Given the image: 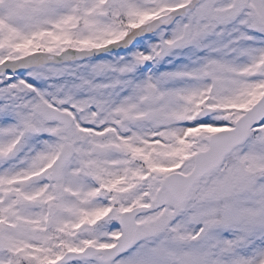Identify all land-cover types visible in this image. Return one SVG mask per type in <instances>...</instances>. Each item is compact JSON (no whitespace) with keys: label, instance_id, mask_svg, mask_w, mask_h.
I'll return each instance as SVG.
<instances>
[{"label":"snow or ice","instance_id":"6c2138e0","mask_svg":"<svg viewBox=\"0 0 264 264\" xmlns=\"http://www.w3.org/2000/svg\"><path fill=\"white\" fill-rule=\"evenodd\" d=\"M0 264H264V0H0Z\"/></svg>","mask_w":264,"mask_h":264}]
</instances>
